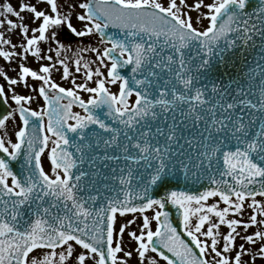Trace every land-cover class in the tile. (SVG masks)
<instances>
[{
	"label": "snow or ice",
	"instance_id": "obj_1",
	"mask_svg": "<svg viewBox=\"0 0 264 264\" xmlns=\"http://www.w3.org/2000/svg\"><path fill=\"white\" fill-rule=\"evenodd\" d=\"M0 58V264L264 262V0H6Z\"/></svg>",
	"mask_w": 264,
	"mask_h": 264
},
{
	"label": "rangeland",
	"instance_id": "obj_2",
	"mask_svg": "<svg viewBox=\"0 0 264 264\" xmlns=\"http://www.w3.org/2000/svg\"><path fill=\"white\" fill-rule=\"evenodd\" d=\"M6 0H0V5H2L3 3H5ZM7 2H10L14 7H18L19 5V2L20 0H7ZM29 14L25 13V16H28ZM13 19H15V17H12ZM205 23H207L205 21ZM15 34L12 35V39L14 42L17 41V38H13ZM41 47H45V45H41ZM18 61H14L12 63H9L7 61H4L2 58H0V68H3L9 76L15 78L16 75H17V71H14L13 69H16V64H17ZM28 64L33 67V68H37L38 67V64L36 63V61L34 59H32L31 57H29V60H28ZM18 70V69H17ZM53 78L58 82V83H62L63 85L67 86L68 85V81H62L60 79V72H53ZM0 80L5 84V87L7 88V84L6 82L3 80V78H0ZM0 81L1 84H3L2 82ZM28 83L30 85H33L34 87H38L39 86V81H33L31 79H29ZM113 90H115V88H113ZM16 91L18 93H21V94H31V95H36V93H33L31 92V89L30 88H26L24 87L22 84L21 85H17L16 86ZM11 93H9L10 95ZM86 95V94H85ZM10 102V101H9ZM11 103V102H10ZM33 108H36L38 109L40 106H41V102H37V101H33L32 105H31ZM14 127V125L12 124V122H9V130L11 131L12 128ZM209 202H212V201H209ZM149 215H151V211L148 213ZM247 217V213L245 214V218ZM127 219H131V214H129L128 216L126 217H123V218H120V222H123L124 220H127ZM141 221L138 219L137 220V224L136 225H133V228L137 227V225H139ZM153 227H154V223H153ZM227 229L226 228H222V231H226ZM255 229H249L248 231L251 232V231H254ZM127 242H128V238H127V234H125V243L127 245ZM240 241L238 240L237 241V244H239ZM131 264H136V259H135V256L133 257V260L131 261ZM161 264H163V262H161ZM257 264H264V262H261V261H257Z\"/></svg>",
	"mask_w": 264,
	"mask_h": 264
},
{
	"label": "water",
	"instance_id": "obj_3",
	"mask_svg": "<svg viewBox=\"0 0 264 264\" xmlns=\"http://www.w3.org/2000/svg\"><path fill=\"white\" fill-rule=\"evenodd\" d=\"M0 110H2V109H0ZM169 211L172 213L171 218L173 219V222L175 223L176 220H177L176 213H175V211H174L173 209H171V208L169 209Z\"/></svg>",
	"mask_w": 264,
	"mask_h": 264
}]
</instances>
